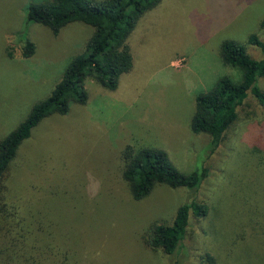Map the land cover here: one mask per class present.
Wrapping results in <instances>:
<instances>
[{"label":"rangeland","instance_id":"374dc122","mask_svg":"<svg viewBox=\"0 0 264 264\" xmlns=\"http://www.w3.org/2000/svg\"><path fill=\"white\" fill-rule=\"evenodd\" d=\"M43 1L0 0V140L50 95L93 34L82 22L56 35L26 25V7ZM19 31L35 44L31 57ZM252 34L264 42V0H161L146 11L127 39L133 65L117 89L88 78L87 103L44 118L10 163L2 182L18 207L19 262L205 264L209 253L217 264H264V107L248 90L218 142L190 129L198 94L224 76L242 78L222 62V42L264 58L248 43ZM256 85L264 92V76ZM126 145L162 149L182 173L205 172L200 187L161 184L134 200L122 176ZM191 202L207 212H190L173 254L146 244L154 224L171 223Z\"/></svg>","mask_w":264,"mask_h":264},{"label":"trees","instance_id":"16d2710c","mask_svg":"<svg viewBox=\"0 0 264 264\" xmlns=\"http://www.w3.org/2000/svg\"><path fill=\"white\" fill-rule=\"evenodd\" d=\"M160 1L45 0L26 7V25L40 23L55 35L71 22H82L94 30L85 50L69 61L50 95L33 105L27 117L0 140V264H16V260L17 264H23V261L19 262L20 240L11 236L13 228L17 235L14 217L18 214V207L6 201L2 182L20 145L44 118L52 114H66L70 101L86 104L88 92L85 81L88 78L107 90L117 89L120 75L129 72L133 65L127 39L139 18ZM18 35L23 40V57H31L35 44L24 31H19ZM248 43L264 52V42L256 34L250 35ZM220 54L223 63L242 71V78L234 82L224 76L211 90L198 94L190 121L192 132H205L213 142H218L236 120L237 107L246 98L248 90L264 107V92L256 85L257 78L264 76V58L257 60L250 57L243 44L232 40L222 42ZM122 158V176L136 201L146 198L161 184L197 189L205 176L203 171L180 172L167 153L158 148L126 145ZM190 212L205 215L207 206L196 202L180 205L171 223L154 224L149 229L146 244L152 249L173 254L186 234ZM204 261L205 264H217L215 257L209 253L204 255Z\"/></svg>","mask_w":264,"mask_h":264}]
</instances>
